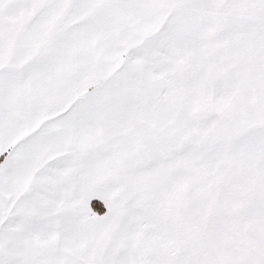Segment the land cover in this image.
<instances>
[{"label":"snow or ice","instance_id":"1","mask_svg":"<svg viewBox=\"0 0 264 264\" xmlns=\"http://www.w3.org/2000/svg\"><path fill=\"white\" fill-rule=\"evenodd\" d=\"M0 264H264V0H0Z\"/></svg>","mask_w":264,"mask_h":264}]
</instances>
